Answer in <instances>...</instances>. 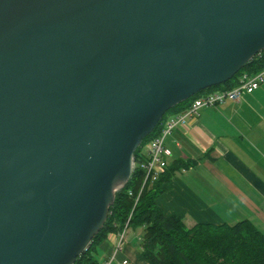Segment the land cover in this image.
<instances>
[{"label":"water","instance_id":"95a60500","mask_svg":"<svg viewBox=\"0 0 264 264\" xmlns=\"http://www.w3.org/2000/svg\"><path fill=\"white\" fill-rule=\"evenodd\" d=\"M264 51V0H0V264H74L134 153Z\"/></svg>","mask_w":264,"mask_h":264},{"label":"crops","instance_id":"0c3cea01","mask_svg":"<svg viewBox=\"0 0 264 264\" xmlns=\"http://www.w3.org/2000/svg\"><path fill=\"white\" fill-rule=\"evenodd\" d=\"M164 145L171 152L167 167H179L156 199L165 216L179 217L187 228L246 220L264 233V83L238 102L200 109ZM140 234L131 230L111 264H147L139 253ZM115 236L108 234L97 247L98 264L111 254Z\"/></svg>","mask_w":264,"mask_h":264},{"label":"trees","instance_id":"16d2710c","mask_svg":"<svg viewBox=\"0 0 264 264\" xmlns=\"http://www.w3.org/2000/svg\"><path fill=\"white\" fill-rule=\"evenodd\" d=\"M264 69V51L253 57L230 81L217 86L231 89L243 74H255ZM204 92V91H203ZM198 95L169 110L141 146L160 133L167 116L182 112ZM141 148L134 153L141 160ZM177 166H168L165 173L140 192L143 173L135 168L130 180L114 195L107 219L89 247L74 264H98L94 253L108 234L120 231L129 218L132 230L141 229L139 253L147 264H264V233L249 221L234 225L197 224L187 228L177 216H165L156 199L164 192ZM139 194L138 200L135 199Z\"/></svg>","mask_w":264,"mask_h":264},{"label":"built area","instance_id":"2783aa9c","mask_svg":"<svg viewBox=\"0 0 264 264\" xmlns=\"http://www.w3.org/2000/svg\"><path fill=\"white\" fill-rule=\"evenodd\" d=\"M264 83V69L255 74L243 73L238 80L236 86L231 89L218 88L214 91L206 90L198 94L188 108L175 115L167 116L164 120L160 133L144 143L141 148V160L133 161V170L138 167L143 173V182L141 190L146 185H151L163 175L167 169V159L171 156V152L164 145L165 139L174 129L183 128L187 124V119L197 117L200 109L212 108L226 101L238 102L243 94H251ZM139 194L135 199L138 200ZM129 218L123 228L115 233V243L109 257L99 264H111L116 261L117 255L122 251L126 241V235L129 231ZM120 264H128L122 261Z\"/></svg>","mask_w":264,"mask_h":264},{"label":"rangeland","instance_id":"374dc122","mask_svg":"<svg viewBox=\"0 0 264 264\" xmlns=\"http://www.w3.org/2000/svg\"><path fill=\"white\" fill-rule=\"evenodd\" d=\"M215 89H218V87H214V88H211V89H209V90H211V91H214ZM131 230L132 229H129V231H128V233H127V235L126 236H130L131 237ZM137 230V229H136ZM127 238V237H126ZM115 263V262H114Z\"/></svg>","mask_w":264,"mask_h":264}]
</instances>
